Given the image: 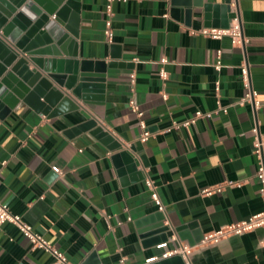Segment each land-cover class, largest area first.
<instances>
[{
	"label": "crops",
	"instance_id": "crops-1",
	"mask_svg": "<svg viewBox=\"0 0 264 264\" xmlns=\"http://www.w3.org/2000/svg\"><path fill=\"white\" fill-rule=\"evenodd\" d=\"M201 1L223 6L227 0ZM231 3L229 18L239 17L243 46L230 37L218 40L198 33L222 28L207 24L203 8L190 18L183 13L177 17L174 0L114 2V40L109 43L106 1L81 0L78 60L89 63L94 77L105 73V88L92 93L95 101L89 107L71 98L112 135L120 150L111 151L82 130L86 120L80 112L47 118L20 102L0 118V199L70 263L150 264L201 234L264 210L252 132L258 124L264 135V0ZM162 58L168 63H160ZM244 64L260 102L257 109L250 102L241 104L248 92ZM29 67L36 66L31 62ZM162 68L167 80L160 77ZM131 102L153 133L147 142L140 140L142 129ZM197 111L213 116L164 132ZM148 178L158 188L166 224L172 227L167 241L149 242L151 237L141 233L144 220L159 212ZM226 180L242 185L202 194ZM188 262L264 264V230L196 246ZM0 264L54 260L44 250H33L18 228L6 223L0 227Z\"/></svg>",
	"mask_w": 264,
	"mask_h": 264
},
{
	"label": "water",
	"instance_id": "water-1",
	"mask_svg": "<svg viewBox=\"0 0 264 264\" xmlns=\"http://www.w3.org/2000/svg\"><path fill=\"white\" fill-rule=\"evenodd\" d=\"M174 4L179 7L177 17L183 13L190 18L195 9L203 8L208 25L222 29L230 26V0L223 6L203 4L201 0H174ZM80 11L81 0H0V118L20 102L47 118L80 112L86 120L80 126L82 130L90 131L111 151L120 150L122 146L112 135L71 98L89 107L95 101L92 93L105 88V73L94 77L89 63L78 60L75 40ZM31 62L34 69L29 67ZM142 225L141 233L151 237L149 242L169 239L172 227L166 224L164 213L147 217ZM203 238L201 234L188 245L195 247ZM150 264L187 263L181 256H172Z\"/></svg>",
	"mask_w": 264,
	"mask_h": 264
},
{
	"label": "built area",
	"instance_id": "built-area-1",
	"mask_svg": "<svg viewBox=\"0 0 264 264\" xmlns=\"http://www.w3.org/2000/svg\"><path fill=\"white\" fill-rule=\"evenodd\" d=\"M105 1H106V6H105L106 20H105L104 35L107 41L109 43H112L114 40L113 4L116 1L127 2L129 0H105ZM231 10H233L232 3H231ZM192 33L195 34L196 32L192 31ZM198 33L206 37H210L218 40L224 37H230L234 45L237 46L244 45L242 26L240 19L236 15V13H235V17H233V19L231 20L229 28L227 29L203 28ZM160 63L167 64L168 60L166 58H162ZM221 68H222V64L221 61L219 60L216 65V69L220 71ZM241 72H242V79L244 85L248 90L245 98L241 100V104H244L245 102H250L252 103L254 108L257 109L260 106V102L256 99L257 96L256 92L251 88L249 67L246 64H244L241 68ZM160 77L162 80L168 79V73L164 68H162L160 71ZM135 80H136V76L135 74H132L131 83L134 84ZM219 85H220L219 82H217V87H216L217 91H219ZM164 97L166 98V95H164ZM130 107L131 110L139 118V124L142 129L140 140L142 142H147L153 136V133L149 131L144 121L143 118L144 113L140 110V107L135 102H131ZM219 110L226 111V109L222 108L221 106L219 107ZM212 116L213 113H203L201 111H197L192 118L184 122H176V121L172 122V124L169 127H167L164 130V132L180 130L182 128L194 125L197 122V120L200 118L209 119L212 118ZM252 132L255 134L254 153L258 158V169L256 176L260 183V197L264 202V135L260 133L258 124H256L252 128ZM241 185H242L241 182L226 180L222 184L203 190L202 194L205 196H211L213 194L223 192L226 187H240ZM146 186L151 191V198L158 207L159 212L164 213L165 206L159 196L158 188L155 185L154 181L148 178L146 180ZM6 223L15 225L18 228V230L21 232V234L31 243L33 250L39 249L48 252L53 257L54 264H72L67 260L65 255L59 250H57L55 246L50 244L43 235L35 232L33 227L27 222H25L20 215L12 213L8 204L0 199V227H2ZM257 230H264V210L262 212L250 216L246 220L237 223L228 224L220 227L217 230L209 232L208 234L204 235L203 240L197 246L218 244L221 241L226 240L228 238L235 236H242ZM195 247H190L188 245H180L163 253L161 256H155L150 260V263L164 260L172 256H181L183 260L187 264H189L188 262L189 257L192 254Z\"/></svg>",
	"mask_w": 264,
	"mask_h": 264
},
{
	"label": "bare ground",
	"instance_id": "bare-ground-1",
	"mask_svg": "<svg viewBox=\"0 0 264 264\" xmlns=\"http://www.w3.org/2000/svg\"><path fill=\"white\" fill-rule=\"evenodd\" d=\"M51 18L53 19V18H55V17L53 16V17H51Z\"/></svg>",
	"mask_w": 264,
	"mask_h": 264
}]
</instances>
